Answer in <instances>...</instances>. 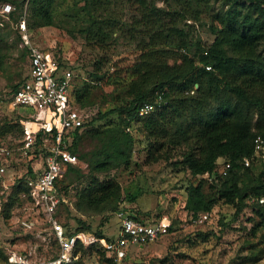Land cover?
Segmentation results:
<instances>
[{
	"label": "trees",
	"instance_id": "16d2710c",
	"mask_svg": "<svg viewBox=\"0 0 264 264\" xmlns=\"http://www.w3.org/2000/svg\"><path fill=\"white\" fill-rule=\"evenodd\" d=\"M4 1L13 5L9 17L16 24L21 18L19 13L23 10L24 0ZM53 2L29 0L30 24L52 25ZM80 2L82 5L77 7ZM122 2L133 12L124 22L112 13H106L109 0H75L73 3L76 20L84 23L81 22L80 30L87 42L94 41L100 49L106 50L111 35L119 32L122 39L135 43L138 54L126 70L127 78L120 82L104 71L110 62L106 56L97 59L93 70L88 72L91 83L79 81L74 75L72 86L78 107L91 106L92 89L101 86L107 78L112 79L114 88L105 97L115 106L97 112L91 120L84 121L81 128L75 129L70 151L77 158H84L85 153H79L78 146L83 134L88 133L98 138L99 147L92 164L94 170L103 172L118 163L128 165L133 136L125 129L139 123L143 128L141 131L152 139L151 161L166 159L172 149H179L183 170L191 176H208L186 188L183 208L191 218L210 214L220 204L233 205L234 221L245 209H250L253 216L260 218L256 225L264 229V204L248 201L264 196V167L255 171L259 150L254 144L256 136L264 140V0H164L162 7L157 6L155 0ZM204 19L208 20L206 28L213 35L210 43L203 42L194 28L196 23L204 26ZM8 34V28L4 32L0 30V70ZM57 60L67 68L59 57ZM24 79L11 86L9 95ZM144 103H153L156 107L146 116L135 118ZM12 111L17 114L23 111L24 115H18L28 116V111L23 108ZM111 113L118 115L121 124L92 132L86 128ZM15 118L17 115L14 114L9 125L5 124L7 129L0 128V137L13 128ZM244 158L249 159L248 166L243 164ZM218 159L221 163H230L225 175L215 172ZM75 166L68 165L55 183L60 198L67 196L66 187L62 188L59 181L66 173L73 172ZM27 169L28 172L15 182L18 185L16 191L23 192L26 197L25 180L32 175L28 163ZM117 189L102 183L98 190L99 200L113 197L111 209L114 213L126 206L131 217H145L123 200L120 202ZM66 204L59 203L57 210ZM256 229L253 226L252 232ZM82 230L104 237L101 231H91L89 226ZM86 251H95L105 263L113 264L99 244L86 248L79 246L76 252ZM76 263L78 260L71 262Z\"/></svg>",
	"mask_w": 264,
	"mask_h": 264
},
{
	"label": "rangeland",
	"instance_id": "374dc122",
	"mask_svg": "<svg viewBox=\"0 0 264 264\" xmlns=\"http://www.w3.org/2000/svg\"><path fill=\"white\" fill-rule=\"evenodd\" d=\"M28 1H23L20 13L16 11L24 18L25 32L21 33L15 28L11 17H0V30L4 32L8 28L9 32L0 70V128L7 129L10 118L17 115L13 128L3 135L10 142L20 140L27 131V115H18H24L23 111L13 113L6 99L11 86L26 76L28 45L59 57L82 82L90 80L88 72L93 70L97 59L103 56L110 61L104 71L112 78L116 77L117 82L125 80L126 70L138 54L135 43L122 39L119 32L111 35L112 40L108 42L106 50L100 49L94 41L87 42L80 30L83 21L76 20L74 13L75 0H54L53 24L45 26L30 24L32 20L29 19ZM109 1V11L106 13H112L123 22L131 18L132 8L122 0ZM163 1L155 0V4L162 7L165 5ZM81 5L82 2L77 7ZM214 6H217L215 2ZM102 14L105 16V13ZM204 21V26L196 23L194 28L203 42L210 43L213 35L206 28L208 20ZM111 81L107 78L101 86L92 89L91 106L79 107L84 121L91 120L99 111L110 110L115 106L105 97V94L113 91ZM119 123L121 120L118 115L111 113L86 128L91 132L100 131ZM141 129L139 123L131 127L133 143L129 164H114L103 172L94 170L92 166L99 147L98 138L83 134L78 151L85 153V157L78 158L75 170L66 173L59 181L62 188L66 187L67 204L61 206L52 217L38 213L26 195L16 191V179L27 170L25 160L17 158L0 177V264H23L20 260H48L55 256L58 246L53 225L59 226L64 234L83 232L82 229L89 226L91 231H101L104 238L117 235L119 223L111 209L113 197L99 200L101 194L98 190L102 183L110 188H118L120 202L123 200V203L137 209L149 220H162L166 225V231L157 240L142 247L131 245L123 264H264V229L256 225L260 218L253 216L250 209H245L234 221L235 207L220 204L212 209L204 223L189 224L190 214L183 208L186 188L208 176H191L187 170H183L179 149H172L166 159L151 161L149 148L152 139L146 137ZM258 155L256 172L264 167L263 148L258 151ZM37 162V165H41L42 157ZM217 162L216 174L222 161L218 159ZM253 226L257 228L255 232H252ZM75 260H78L76 264H107L95 251L76 252Z\"/></svg>",
	"mask_w": 264,
	"mask_h": 264
},
{
	"label": "built area",
	"instance_id": "2783aa9c",
	"mask_svg": "<svg viewBox=\"0 0 264 264\" xmlns=\"http://www.w3.org/2000/svg\"><path fill=\"white\" fill-rule=\"evenodd\" d=\"M9 2H0V17L8 18L13 11ZM21 33L25 32L23 16L15 24ZM28 70L24 81L9 95L10 108H23L28 111L27 131L20 140L6 141L0 137V177L18 159H24L32 169V175L25 180L27 198L33 209L44 216L52 217L59 203H67L66 198H60L56 181L68 165H77L78 158L70 151L73 131L81 128L84 118L75 101L72 80L74 75L70 69L60 65L57 57L49 51L28 45ZM208 69V67H206ZM166 103V102H165ZM159 106V104H158ZM153 103H144L136 113L135 118L146 116L155 109ZM130 132L131 126L126 127ZM255 149H264V140L260 136L254 139ZM42 157V164L37 165V159ZM16 162V161H15ZM243 164L249 165V159L244 158ZM230 167L229 162L219 166L218 173L225 175ZM27 168V167H26ZM28 169L23 173L26 174ZM264 204V196L250 198L248 201ZM119 223L117 235L99 238L82 231L64 234L60 227L53 225L58 253L46 260H20L23 264H71L75 260L77 247L86 248L99 244V248L113 264H123L130 253L131 245L145 246L165 231L162 220H149L147 217L135 219L125 207L115 211ZM209 213L190 218V225L205 222Z\"/></svg>",
	"mask_w": 264,
	"mask_h": 264
}]
</instances>
